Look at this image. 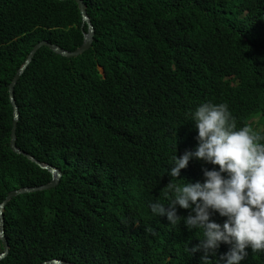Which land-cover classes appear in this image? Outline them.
<instances>
[{"label":"trees","instance_id":"obj_1","mask_svg":"<svg viewBox=\"0 0 264 264\" xmlns=\"http://www.w3.org/2000/svg\"><path fill=\"white\" fill-rule=\"evenodd\" d=\"M84 2L91 50L69 60L41 49L14 88L16 148L63 177L7 205L0 264H201L202 252H187L201 232L170 225L148 204L165 202L175 149L179 158L197 146L191 114L200 103H226L237 127L264 133V0ZM76 3L0 0V204L52 181L10 151L8 85L38 43L82 47L88 30ZM213 167L193 159L177 179L203 182L201 169ZM189 212L177 206L178 216ZM229 248L221 243L216 258ZM245 251L241 264H264V252Z\"/></svg>","mask_w":264,"mask_h":264},{"label":"clouds","instance_id":"obj_2","mask_svg":"<svg viewBox=\"0 0 264 264\" xmlns=\"http://www.w3.org/2000/svg\"><path fill=\"white\" fill-rule=\"evenodd\" d=\"M191 121L197 146L179 158L175 149L165 169L171 178L163 188L165 202H149L150 213L165 217L170 225L183 221L188 230H199L202 238L187 252H202L201 264H241L247 248L264 252V133L247 125L237 127L226 103H200ZM193 159L214 167L201 169L203 182L177 179ZM177 206L190 210L189 215L178 216ZM211 213L226 218L223 224L212 221ZM221 243L230 248L217 259Z\"/></svg>","mask_w":264,"mask_h":264},{"label":"water","instance_id":"obj_3","mask_svg":"<svg viewBox=\"0 0 264 264\" xmlns=\"http://www.w3.org/2000/svg\"><path fill=\"white\" fill-rule=\"evenodd\" d=\"M59 1H65V0H59ZM71 1V0H68ZM76 1L79 11L81 13L82 17V30L85 26H87V34H84V42L83 45L80 49L76 50L73 53L67 52L60 47L56 45L49 44L48 42H41L35 45L28 56L26 57L24 63L22 66L19 68L18 71L14 74L10 84L8 85V99L9 103L12 108L13 112V119L11 123V130H10V136H9V148L12 153H15L16 155H21L27 158L29 161L40 167L42 170H46L49 173L52 174L53 178L52 181L47 183L46 185L39 186V187H34V188H22L20 190H16V192H12L8 194L7 198L3 200V202L0 204V240L3 246V251L0 253V261L4 260L8 254H9V243L6 238V233H5V221H4V213L6 210V207L9 203H11L14 199L26 196V195H32L36 193H43V192H49V190L57 188L62 181L63 173L61 170L47 164H43L39 162L37 159L29 155L28 153L21 151L16 148V129H17V124L19 121V113H18V108L15 103L14 99V88L17 84V81L19 78L24 74V72L27 70L29 65L31 64L34 56L41 50V49H48L49 51H52L56 55L72 60L75 58H79L80 56L84 55L85 53L89 52L92 48L93 42H94V36H95V30L92 25L91 19L88 15L87 12V6L84 2V0H73ZM42 264H74L66 261H60V260H52V261H47Z\"/></svg>","mask_w":264,"mask_h":264}]
</instances>
